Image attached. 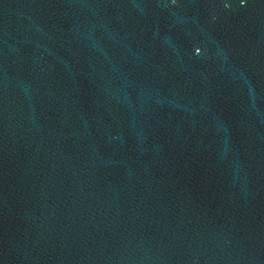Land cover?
<instances>
[{
  "label": "water",
  "instance_id": "1",
  "mask_svg": "<svg viewBox=\"0 0 264 264\" xmlns=\"http://www.w3.org/2000/svg\"><path fill=\"white\" fill-rule=\"evenodd\" d=\"M0 264H264V0H0Z\"/></svg>",
  "mask_w": 264,
  "mask_h": 264
}]
</instances>
